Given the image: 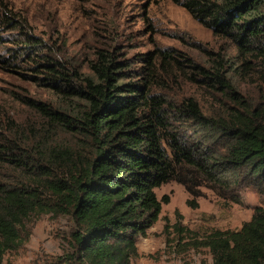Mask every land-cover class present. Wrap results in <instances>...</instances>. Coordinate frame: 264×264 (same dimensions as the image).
<instances>
[{
    "label": "trees",
    "instance_id": "obj_1",
    "mask_svg": "<svg viewBox=\"0 0 264 264\" xmlns=\"http://www.w3.org/2000/svg\"><path fill=\"white\" fill-rule=\"evenodd\" d=\"M177 3L215 35L231 40L241 55L264 66V0ZM0 24L20 30L22 44L32 50L27 56L39 58L31 60L37 71L43 68L44 84L80 101L75 109L29 101L48 126L32 151L25 140L0 131V163L27 173L17 183L0 179V264L6 252L19 246L20 228L31 215L71 218L66 259L72 264H132L137 238L145 236L169 202V196L159 199L155 193L162 184H181L192 196L186 201L192 208L198 207L195 198L203 186L229 197L245 184L264 196V108H251L234 92L220 63L213 71L197 70L208 87L230 91L234 105L215 116L203 112L193 97L173 102L155 94L149 70L118 78L125 65L115 62L112 53L99 51L87 75L48 53L34 52L43 43L21 22L3 17ZM159 54L163 61L175 60L168 50ZM52 126L79 135L81 146L51 144ZM188 245L207 248L211 264H264V205L238 230L214 229Z\"/></svg>",
    "mask_w": 264,
    "mask_h": 264
},
{
    "label": "rangeland",
    "instance_id": "obj_2",
    "mask_svg": "<svg viewBox=\"0 0 264 264\" xmlns=\"http://www.w3.org/2000/svg\"><path fill=\"white\" fill-rule=\"evenodd\" d=\"M182 0H177V2ZM176 0H0V20L21 22L24 30L43 43L36 53H48L66 65L92 75L90 61L99 51L112 53L125 67L118 78L151 71L152 91L173 102L195 98L203 112L222 115L234 105L230 91L202 83L198 66L213 71L220 63L222 75L251 108H264V66L243 56L229 39L215 35L199 23ZM17 28L0 24V131L9 139L32 144L46 130V119L30 104L42 102L53 108H78L76 98H67L44 84L43 68L37 71L36 56L22 43ZM170 51L175 60L163 61L159 51ZM19 54L18 57H14ZM29 54V53H28ZM150 55L149 61H147ZM247 62V63H246ZM195 67V68H193ZM124 79V80H126ZM51 144L81 146V137L59 126L49 128ZM22 132V133H21ZM22 134V135H21ZM27 173L12 164L0 163V179L17 183ZM162 204L159 219L136 241L132 264H211L207 248L195 249L189 242L214 230H238L250 220L264 196L241 184L223 197L201 187L198 207L187 205L192 196L181 184L170 181L155 188ZM233 197L238 198L236 203ZM191 232H179L177 227ZM73 222L68 216L31 215L20 228V244L6 252L3 264H72L68 241Z\"/></svg>",
    "mask_w": 264,
    "mask_h": 264
}]
</instances>
